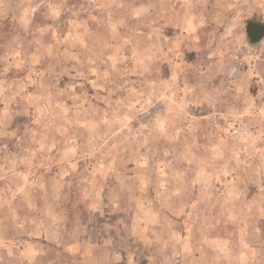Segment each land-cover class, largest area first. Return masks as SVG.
<instances>
[{
    "label": "rangeland",
    "instance_id": "374dc122",
    "mask_svg": "<svg viewBox=\"0 0 264 264\" xmlns=\"http://www.w3.org/2000/svg\"><path fill=\"white\" fill-rule=\"evenodd\" d=\"M264 0H0V264H264Z\"/></svg>",
    "mask_w": 264,
    "mask_h": 264
},
{
    "label": "water",
    "instance_id": "95a60500",
    "mask_svg": "<svg viewBox=\"0 0 264 264\" xmlns=\"http://www.w3.org/2000/svg\"><path fill=\"white\" fill-rule=\"evenodd\" d=\"M244 32L249 43L255 44L264 38V24L255 21H247L245 23Z\"/></svg>",
    "mask_w": 264,
    "mask_h": 264
}]
</instances>
